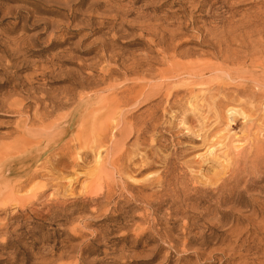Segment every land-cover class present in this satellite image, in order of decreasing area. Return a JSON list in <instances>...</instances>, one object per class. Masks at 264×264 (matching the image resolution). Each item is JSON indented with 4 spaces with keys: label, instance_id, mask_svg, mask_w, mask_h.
Listing matches in <instances>:
<instances>
[{
    "label": "rangeland",
    "instance_id": "obj_1",
    "mask_svg": "<svg viewBox=\"0 0 264 264\" xmlns=\"http://www.w3.org/2000/svg\"><path fill=\"white\" fill-rule=\"evenodd\" d=\"M0 264H264V0H0Z\"/></svg>",
    "mask_w": 264,
    "mask_h": 264
},
{
    "label": "bare ground",
    "instance_id": "obj_2",
    "mask_svg": "<svg viewBox=\"0 0 264 264\" xmlns=\"http://www.w3.org/2000/svg\"><path fill=\"white\" fill-rule=\"evenodd\" d=\"M150 146H152V145H150ZM150 149H151V148H150ZM153 149H154V147H153ZM151 150H152V149H151ZM218 189L220 190V188H218ZM219 190H218V191H219ZM204 191H205V190H204ZM220 191H221V190H220ZM207 192H208V191H207ZM192 200H193V199H192ZM240 254H241V253H240ZM254 263H255V262H254Z\"/></svg>",
    "mask_w": 264,
    "mask_h": 264
}]
</instances>
